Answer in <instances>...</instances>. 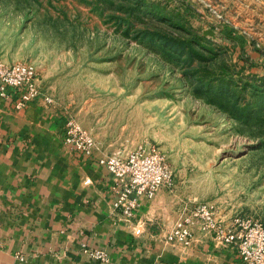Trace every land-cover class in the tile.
I'll list each match as a JSON object with an SVG mask.
<instances>
[{
  "label": "rangeland",
  "instance_id": "obj_1",
  "mask_svg": "<svg viewBox=\"0 0 264 264\" xmlns=\"http://www.w3.org/2000/svg\"><path fill=\"white\" fill-rule=\"evenodd\" d=\"M149 33L195 41L201 59L172 61ZM0 60L32 64L43 107L103 155L156 146L174 211L208 204L264 226V0H0ZM235 98L244 120L221 108Z\"/></svg>",
  "mask_w": 264,
  "mask_h": 264
},
{
  "label": "crops",
  "instance_id": "obj_2",
  "mask_svg": "<svg viewBox=\"0 0 264 264\" xmlns=\"http://www.w3.org/2000/svg\"><path fill=\"white\" fill-rule=\"evenodd\" d=\"M43 105L0 109V264H19L17 252L25 264H239L196 229L189 248L166 241L185 205L174 211L170 192L140 199L126 225L112 208L111 177L65 147L64 123ZM80 242L105 250L108 262L88 259Z\"/></svg>",
  "mask_w": 264,
  "mask_h": 264
},
{
  "label": "built area",
  "instance_id": "obj_3",
  "mask_svg": "<svg viewBox=\"0 0 264 264\" xmlns=\"http://www.w3.org/2000/svg\"><path fill=\"white\" fill-rule=\"evenodd\" d=\"M36 76L32 64H6L0 60V109L6 106L22 111L35 101L52 106V98L41 93ZM61 139L65 147L95 162L111 177L112 208L126 225H133L134 210L140 199L151 201L160 192L172 189V170L154 145H139L125 154L99 155L95 140L72 119L64 123ZM194 229L209 236L215 246L234 251L239 264H264V226L259 221L240 216L220 217L208 204H185L166 241L189 248L194 241ZM140 233L136 228L134 235ZM79 249L92 261L108 262V254L103 249L92 248L84 242L79 243ZM13 257L19 264L26 262V257L19 252Z\"/></svg>",
  "mask_w": 264,
  "mask_h": 264
},
{
  "label": "trees",
  "instance_id": "obj_4",
  "mask_svg": "<svg viewBox=\"0 0 264 264\" xmlns=\"http://www.w3.org/2000/svg\"><path fill=\"white\" fill-rule=\"evenodd\" d=\"M153 34H148L145 36H140L139 38L142 39L144 38V40L147 41H152L153 43H155L156 45L160 46L161 49L167 50L168 51V56L172 61L175 62H181V58L186 57L187 59L185 61H183L182 64H184L186 67H191L192 63L194 61V58H197L198 60L201 59V57L195 53L193 51V47L196 45L195 41H189V42H182V41H177V40H168L166 38H162V37H158V35L156 37H154L153 39ZM178 60V61H177ZM211 84H207L205 85V87L203 89L198 90V93L203 92V90H205L206 88H208L207 90H211L212 88L210 87ZM222 92L224 93V91L218 90L216 92L217 95H222ZM220 96V97H221ZM239 101L237 98H235L233 100V103L228 104V105H221V108L223 110H225L226 112H229L231 110V108H233V118L236 120H244V118L248 117V112H245L246 109H242L241 111L238 110L237 106H239ZM250 104L253 103H249L246 104L245 106H250ZM257 110L262 111L264 110V103H257L256 105Z\"/></svg>",
  "mask_w": 264,
  "mask_h": 264
}]
</instances>
